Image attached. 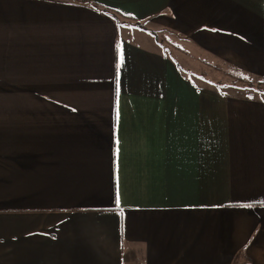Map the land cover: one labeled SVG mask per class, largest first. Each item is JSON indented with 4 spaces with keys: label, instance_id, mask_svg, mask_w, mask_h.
Returning a JSON list of instances; mask_svg holds the SVG:
<instances>
[{
    "label": "crops",
    "instance_id": "crops-1",
    "mask_svg": "<svg viewBox=\"0 0 264 264\" xmlns=\"http://www.w3.org/2000/svg\"><path fill=\"white\" fill-rule=\"evenodd\" d=\"M157 31L264 79V0H0V264H264V96Z\"/></svg>",
    "mask_w": 264,
    "mask_h": 264
},
{
    "label": "rangeland",
    "instance_id": "rangeland-1",
    "mask_svg": "<svg viewBox=\"0 0 264 264\" xmlns=\"http://www.w3.org/2000/svg\"><path fill=\"white\" fill-rule=\"evenodd\" d=\"M152 36L162 49L185 69V74L194 81L208 83L227 92L264 96V79L245 78L223 64H203L196 55H192L190 49L187 50L183 43L175 41L169 34L157 31L156 35Z\"/></svg>",
    "mask_w": 264,
    "mask_h": 264
},
{
    "label": "snow or ice",
    "instance_id": "snow-or-ice-1",
    "mask_svg": "<svg viewBox=\"0 0 264 264\" xmlns=\"http://www.w3.org/2000/svg\"><path fill=\"white\" fill-rule=\"evenodd\" d=\"M123 59L122 55H121V60Z\"/></svg>",
    "mask_w": 264,
    "mask_h": 264
}]
</instances>
